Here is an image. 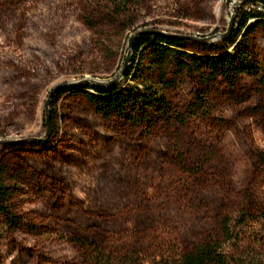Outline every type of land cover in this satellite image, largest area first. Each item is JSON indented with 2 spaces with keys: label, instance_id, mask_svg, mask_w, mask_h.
I'll return each instance as SVG.
<instances>
[{
  "label": "rangeland",
  "instance_id": "rangeland-1",
  "mask_svg": "<svg viewBox=\"0 0 264 264\" xmlns=\"http://www.w3.org/2000/svg\"><path fill=\"white\" fill-rule=\"evenodd\" d=\"M252 9L264 0H0V182L13 216L0 214V264H96V250L116 264H178L222 240L225 217L232 253L264 264L263 84L245 75L231 90L174 61L164 88L161 69L131 50L156 29L209 54L204 42ZM248 25L238 41L264 68V24ZM136 67L141 80L126 78ZM115 78L163 91L172 119L98 113L85 93Z\"/></svg>",
  "mask_w": 264,
  "mask_h": 264
},
{
  "label": "trees",
  "instance_id": "trees-1",
  "mask_svg": "<svg viewBox=\"0 0 264 264\" xmlns=\"http://www.w3.org/2000/svg\"><path fill=\"white\" fill-rule=\"evenodd\" d=\"M250 19L264 24V11L257 9L246 11L240 26L233 30L230 36H223L218 41L204 42L209 54H190L183 51L181 48H185V42L191 39L156 29L137 32V35L132 37L134 39L131 41V50L137 55L138 61L147 59L161 69L160 82L164 88L172 85V80L166 77L168 67L174 61L181 71L196 72L209 83L221 79L231 90L239 85L245 75L257 77L264 86V68L253 53L238 41L242 30L251 26H247ZM230 46H234V53L228 51ZM139 69L141 68L136 67L134 73L133 69L124 71V75L132 80L140 79L142 76ZM142 82L147 83L143 79ZM90 87L93 92H86L85 96L104 117L116 116L131 123L150 125H154L157 119H172L173 108L170 99L161 90L156 88L149 90L148 84L140 89L135 85L123 84L115 78L107 82L93 81ZM70 89L72 88L59 87L55 92L60 95ZM261 109L264 113V103ZM257 159L264 165V151L257 153ZM9 196V189L0 182V214L6 217L7 223L13 221L9 211ZM234 226L232 218L225 217L222 220V240L205 239L202 243L178 254V264H243L235 253H232V248L239 239ZM94 259L96 264H116L114 258L106 255L103 250H96ZM155 264L160 263L156 261Z\"/></svg>",
  "mask_w": 264,
  "mask_h": 264
},
{
  "label": "water",
  "instance_id": "water-1",
  "mask_svg": "<svg viewBox=\"0 0 264 264\" xmlns=\"http://www.w3.org/2000/svg\"><path fill=\"white\" fill-rule=\"evenodd\" d=\"M133 39H134V38H132V40H131V41H133ZM47 124L50 126L49 119L47 120Z\"/></svg>",
  "mask_w": 264,
  "mask_h": 264
}]
</instances>
